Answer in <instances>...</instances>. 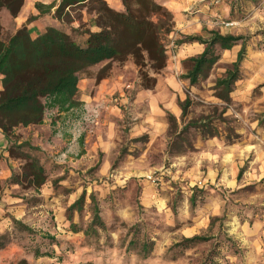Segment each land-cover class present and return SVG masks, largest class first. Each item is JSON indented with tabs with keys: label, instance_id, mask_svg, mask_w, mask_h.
I'll return each mask as SVG.
<instances>
[{
	"label": "crops",
	"instance_id": "crops-1",
	"mask_svg": "<svg viewBox=\"0 0 264 264\" xmlns=\"http://www.w3.org/2000/svg\"><path fill=\"white\" fill-rule=\"evenodd\" d=\"M105 1L110 6H117L115 0ZM158 1L172 15L167 38L173 44L185 36L207 39L211 33L252 37L244 45L240 78L229 94L230 101L227 103L219 98L220 90L214 86L237 61L242 44L229 50H219V60L208 78L195 85L180 79L191 69L190 59L203 52L204 46L199 43L174 44L173 61L168 62L165 71L156 76L152 87L136 88V80H130L123 74L98 76L95 73L80 77L74 98L79 103L77 108L69 112L46 111L41 125L17 131L23 134L19 142L28 141L39 146L46 156L58 155V169L50 176H65L56 188L50 183L43 186L37 195L41 200L39 206H28L20 198V187L6 184L12 174L19 171L20 161L9 157L7 140L0 131V233L11 230V219L30 226L38 220L37 226L43 224V228L51 232L44 223L51 211L55 222L49 228L59 238L56 254L65 257V264H102L94 260L93 249L88 246L84 233L70 229L71 225L81 227L90 216L91 195L98 202L102 196L112 195L111 201L100 205L101 210L104 205L109 215L104 220L106 226L112 225L116 219L132 225L138 222V206L168 218L173 217L171 209L177 193L183 194L184 208L189 209L195 187L215 192L237 189L240 186L239 173L246 162L248 168L243 173L242 182L264 179V122L260 123L264 119V0ZM58 2L24 0L16 18L2 19L4 31L9 29L10 36L26 26L32 38L38 37L46 27L58 26V23L52 17L54 9L51 14L41 16L35 4L48 6ZM30 17L36 18L28 22ZM107 62L95 67L103 68ZM1 80L0 76V92ZM187 100L190 104L183 117L181 105ZM194 100L201 104L193 103ZM214 112L223 117L221 123H227L228 131L235 138L226 139L225 125L211 122L208 128L185 135L180 146L171 149L174 142L171 131L174 128L180 130L189 122L214 117ZM169 117L174 119V123ZM81 118L84 122H80ZM121 153L120 164L113 168ZM95 167L94 177L83 174L79 182L71 181L74 176ZM153 173L160 174L157 186L146 180ZM83 193L84 206L74 210L69 218V207ZM221 207L219 200L211 202L208 208L205 207L208 209L205 216H193L190 227L181 226L175 231L177 238L174 242L198 235L201 226L208 225L209 218L219 215L217 209ZM181 217L190 220L189 215ZM114 251L111 256L118 254L123 258L127 254L126 247L119 252ZM56 257L52 255L30 261L59 264L54 263ZM19 258L24 257L18 246L11 244L0 250V264H9Z\"/></svg>",
	"mask_w": 264,
	"mask_h": 264
},
{
	"label": "trees",
	"instance_id": "trees-1",
	"mask_svg": "<svg viewBox=\"0 0 264 264\" xmlns=\"http://www.w3.org/2000/svg\"><path fill=\"white\" fill-rule=\"evenodd\" d=\"M119 1L121 9L113 8L105 0H59L57 5L53 3L48 6L35 4L41 16L51 14L54 9L52 17L58 25H70L72 22L70 12L75 8L85 9L92 15V25L98 30L83 32L82 35L85 37L80 42L59 26L46 27L45 31L36 38H32L26 26H22L13 35L4 38L2 12H6L11 19L16 18L24 5V0H0V76L2 77L0 131L7 140L9 157L20 161L19 171L13 173L6 184L18 185L23 192H32L31 196L24 192L25 195L23 193L20 197L28 206H39L41 200L37 195L40 194L43 186L50 183L56 188L65 176L51 177V173L58 169V165L50 166L46 154L36 155L40 152L38 146L28 141L19 142L20 138H14L15 130L41 125L46 111L56 109L58 112H69L77 108L79 103L74 98L78 91L81 73L102 62L132 57L141 72L144 68H148L155 75H159L166 68L167 52L162 35L171 31V13L158 0ZM35 18L30 17L28 22ZM72 32L77 30L73 29ZM248 39L249 37L221 36L218 33H211L207 39L185 36L177 40L175 45L199 43L204 46L199 56L190 59L192 67L182 79L188 81L190 85L207 79L212 67L219 60V50H229L235 45L242 44L237 61L214 86L215 89L220 90L218 97L228 103L233 85L240 78L244 45ZM152 82L154 84L155 81ZM189 104L187 100L181 105L183 117ZM169 120L174 123L172 117H169ZM262 122L264 120L260 123ZM209 124L207 118H202L185 124L180 130L174 128L171 131L174 141L171 149L180 146L190 129L204 130ZM113 167L116 168L117 165ZM243 172L244 168L240 170L239 178ZM1 189L0 183V191ZM197 193L196 190L192 193L191 208L196 207ZM84 197L83 193L69 207V218L74 210L80 209L84 204ZM90 200L93 204L92 218L83 232L85 236L96 234L98 229L101 231L107 229L100 214L98 201L92 195ZM216 221H219L218 217H211L210 225ZM11 222V230L0 233V250L14 240L19 242L26 240L30 247L25 249L27 253L35 258L51 257L53 253L49 249L60 244L51 234H43L23 221L11 219ZM119 226L134 235L128 247L136 248L138 255L140 249L142 259H148L154 242L147 239L139 243V237L135 236L137 232L139 233V221L132 225L119 222ZM70 229L72 232L83 231L81 227L75 225H71ZM209 240L204 235H196L182 238L171 248H188Z\"/></svg>",
	"mask_w": 264,
	"mask_h": 264
},
{
	"label": "rangeland",
	"instance_id": "rangeland-1",
	"mask_svg": "<svg viewBox=\"0 0 264 264\" xmlns=\"http://www.w3.org/2000/svg\"><path fill=\"white\" fill-rule=\"evenodd\" d=\"M115 1L117 6L112 7L115 9H121L120 1ZM5 17L8 18L9 16L6 12H2V19ZM70 17L72 19L70 25L63 24L58 26L61 27L66 33L72 34L73 37L77 38V40L80 42H82L85 37V35H82L83 32H86L87 30L95 32L98 30L92 25V15L88 14L83 8H75L70 12ZM153 20L155 21L156 19ZM3 23L5 24V22ZM73 29L77 30V32H72ZM3 33V37L7 38L9 36V29H6ZM169 33L162 35V40L165 44L167 52V63L173 61L172 56L175 48L173 42L169 41L167 38ZM245 37H249L246 43L252 38L251 36ZM95 73H97L98 76H106L108 74H123L130 80H136V88L151 87L153 85L152 80L155 81L156 76H158L148 68H144L141 72L139 67L135 65L132 57H127L122 60H110L103 68L99 69L93 66L81 73L80 77H87ZM182 77L180 79L181 81L184 80ZM193 103L201 104L197 100H194ZM213 116L214 117L209 116L210 118L207 117V120L210 123L216 122L224 124L221 123L223 121V117L221 115L217 116L214 112ZM80 122H84L82 118L80 119ZM224 125V133H226V136L223 134L224 137L229 140L231 138H235V135L228 131L229 126L227 123ZM19 129L21 128L15 130L13 135L14 138H22L23 134H21V132H17ZM190 130L185 134L186 136H190L192 132L195 131V129L191 131ZM41 154L44 155L46 153L40 148V152L36 155ZM57 156L58 155L56 154L47 156V162L50 166L57 165ZM122 157L123 155L120 154V156L113 163V166L115 164L118 166L122 160ZM243 168L245 172L248 168V162L245 163ZM96 170L97 167L89 171L86 170L84 173L74 176L75 178L71 179V181L79 182L82 180L83 174L89 177H94L96 175ZM242 176L240 177V186L232 191L230 189L221 190V192H215L211 189L204 191L195 187L193 191H198L195 208L189 207V209H185L183 202L184 196L181 193H177L171 209L173 217L166 218L163 214H161V216L155 215L151 212L144 211L143 208L138 206L139 212L137 214V221H139V233L137 232L135 236L139 237V243L146 241L147 239H150L154 242L152 252L148 259H142L140 249L138 255L137 250H135L136 248L128 247V243L130 239H133L134 235L132 232L127 233L125 228L119 226L120 221L116 219L112 225L107 226L105 231L98 229L96 234L85 236L87 237L86 241L88 246L93 249L94 260L101 262L102 264H264V179L253 178L249 179L248 182L247 180L242 182ZM68 181L70 182V180ZM211 188L214 187L211 186ZM24 192H26L29 196L32 195V192ZM24 192L21 191V194ZM111 198L112 195L106 194L100 198V202H96L100 206L104 202L108 203L111 201ZM94 199L97 200L95 196ZM216 200H219L223 206V208L221 207L222 209L220 208L221 210L217 209L219 215L215 216L218 217L219 221H216L214 224L210 225L209 218L208 225L206 227L201 226V231L198 234L204 235L210 240L200 244L192 245L188 248H171L175 243H178L174 242V240L177 238V236L174 234L175 231L179 230L181 226L190 227L191 225L189 224L191 223V218L193 216H198L201 214L202 216H205V213L208 211L207 208L209 207V204ZM83 206L84 204H82L81 208ZM92 206L93 204L90 202V216L86 218V220H84L83 224L81 225V228L83 229L82 232H84V230L90 224L92 218ZM100 214H102L103 220H106V218L109 217L107 211L105 212L104 205L102 206V210H100ZM181 215H189L190 220H187L185 217H181ZM46 216L47 220L44 223L48 225L46 228L51 232H48L45 228H43V224L40 225L41 227L37 226L39 224L38 220L35 221V225L32 227L37 231L40 230L43 234L49 233L56 238L55 232H52V230L49 228L50 225L55 222L53 212L49 211ZM31 217L33 218L34 215H31ZM53 229L55 231V225ZM117 233H122V236L117 235V237L114 238V234ZM56 240L59 241V238H56ZM178 241H181V239ZM11 244L18 246V248L23 251L24 258H19L9 264H35L31 263L30 261L35 257H33L30 253H27L25 250L26 248H30L28 247L29 243L26 242V240L23 242L14 240L7 246ZM56 247L58 246L55 245L49 249L53 255L57 256V260L54 263L65 264V262H67L65 261V257L56 254ZM125 247L127 248V256L125 255L123 258L118 254H116V256H111V252H115L114 250L119 252L120 250H124Z\"/></svg>",
	"mask_w": 264,
	"mask_h": 264
},
{
	"label": "built area",
	"instance_id": "built-area-1",
	"mask_svg": "<svg viewBox=\"0 0 264 264\" xmlns=\"http://www.w3.org/2000/svg\"><path fill=\"white\" fill-rule=\"evenodd\" d=\"M172 58H173V56H172ZM146 180H147L148 182H150L151 184L157 186V185L160 183V180H161V178H160V174H158V173H153V174H151V175H148V176L146 177Z\"/></svg>",
	"mask_w": 264,
	"mask_h": 264
}]
</instances>
